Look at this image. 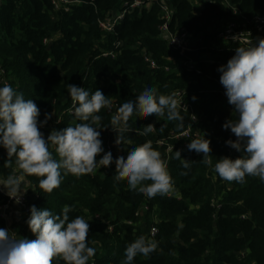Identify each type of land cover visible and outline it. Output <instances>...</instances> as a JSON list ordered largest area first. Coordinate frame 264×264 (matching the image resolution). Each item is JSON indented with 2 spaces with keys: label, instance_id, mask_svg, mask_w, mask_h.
<instances>
[{
  "label": "trees",
  "instance_id": "1",
  "mask_svg": "<svg viewBox=\"0 0 264 264\" xmlns=\"http://www.w3.org/2000/svg\"><path fill=\"white\" fill-rule=\"evenodd\" d=\"M79 1L69 11H55L52 0H4L0 4V82L10 84L25 99L34 101L40 109L38 122L45 120V113L54 114L40 127L45 139L53 129L62 130L81 122L68 111L72 106L68 84L85 88L90 94L99 89L119 106L135 100L146 87H156L159 94L185 89L186 99L199 118L197 124L211 134L213 163H201L202 154L195 155L194 150L171 140L176 143L175 151L181 152V159L193 161L189 169H184L174 151L168 162L173 187L181 198L169 193L148 197L130 191L126 180L115 179V159H126L132 148L151 141L167 160L166 149L157 141L167 138L171 130H184L191 122L190 112L183 110L182 127L166 115L140 118L134 114L129 120L132 131L125 133L131 143L114 148L113 163L107 170L80 178L63 176L60 187L51 193L40 189L41 178L26 177L36 193L31 206L60 215L63 206L69 205L73 207L70 220L82 216L89 221L88 243L96 248V254L88 264H122L126 247L142 235L158 246L148 257L137 255L132 264H264V182L258 177H246L244 184L227 182L214 171L221 157L234 160L243 155L226 144L236 138L223 124L230 119L235 121L238 115L228 103L218 71L235 55L236 47L243 46L219 37L220 22L233 12L221 0L207 3L200 15L195 14L191 0H161L175 12L172 29L177 22L196 41L194 51L181 52L171 47L159 29V4L149 11L137 10L127 15L116 33H107L100 27L99 19L117 10L124 0ZM231 2L248 18L264 11V0ZM119 41L122 46H117ZM143 50L152 54L157 69L149 67ZM111 51L115 57L104 55ZM205 54L209 60H205ZM189 60L197 62L201 74L187 69L184 62ZM98 115L102 117V127H107L100 130L106 152V142L115 141L116 133L110 127L112 115L107 109ZM151 123L155 124L156 133L138 134ZM53 155L56 156L54 149ZM6 159L7 150L0 145L1 178L15 169L14 160L12 168L4 166ZM8 200L6 193L0 191V205ZM29 216L23 219L21 238L34 240L36 236L26 222ZM141 217L145 218L143 223ZM105 222H109L111 230L104 228ZM153 226L158 228L154 239L150 236ZM0 227L7 228L1 216ZM52 264L64 261L55 258Z\"/></svg>",
  "mask_w": 264,
  "mask_h": 264
},
{
  "label": "clouds",
  "instance_id": "2",
  "mask_svg": "<svg viewBox=\"0 0 264 264\" xmlns=\"http://www.w3.org/2000/svg\"><path fill=\"white\" fill-rule=\"evenodd\" d=\"M245 44L236 47L235 55L218 68L228 103L238 115L235 121L230 119L223 124L236 138L227 140L226 144L243 155L234 160L221 157L214 171L222 180L239 184L246 183V177H258L264 182V38ZM67 89L72 102L68 111L81 122L62 130L53 129L45 139L40 127L54 114L45 113V120L38 122L40 109L32 99H25L23 93L8 83L0 87V145L7 150L4 166L12 168L13 160L15 163L14 171L0 178V186L17 204L26 191L24 185L28 176L41 178L40 189L51 193L60 187L63 176L94 175L102 166L107 168L113 163L112 153H105L102 146L100 130L107 127H102V117L98 115L102 109L111 110L113 101L99 89L91 94L74 84H68ZM182 105L176 92L159 94L156 87H146L135 100L120 105L111 117L115 144L131 143L125 133L132 131L129 120L134 114L140 118L166 115L169 121H179L182 127L181 108L187 110ZM156 131L155 125L149 124L138 134L147 136ZM187 147L189 151L202 154L201 163L212 165L211 141L205 135L192 139ZM175 159L181 160L184 169H189L193 162L181 159L179 150L175 151ZM114 162L115 179L126 180L130 191L155 197L165 196L172 190L168 161L151 141L132 148L126 159L120 156ZM146 181L151 183H144ZM72 211L73 207L64 205L62 213L54 215L47 208L31 206L26 222L36 236L34 240L17 238L15 232L0 227V264H52L55 258L62 259L64 264H88L96 254V248L88 243L90 224L82 216L70 220ZM157 246L156 241L139 236L126 247L122 264H132L137 255L148 257Z\"/></svg>",
  "mask_w": 264,
  "mask_h": 264
},
{
  "label": "built area",
  "instance_id": "3",
  "mask_svg": "<svg viewBox=\"0 0 264 264\" xmlns=\"http://www.w3.org/2000/svg\"><path fill=\"white\" fill-rule=\"evenodd\" d=\"M222 4L233 12L231 17H226L220 22L219 28V37L223 41L227 43H233L238 45L246 46L245 42L251 40L253 43L257 41V38H264V11L260 14L255 15L253 18H248L242 14L240 9L235 6L231 0H221ZM79 0H52V4L55 11L71 10V7L74 3H79ZM193 5L195 6V14L200 15L205 8L207 3H215L216 0H191ZM4 0H0V4H3ZM155 4L160 5V17L162 19V23L159 26V29L162 35L166 38L168 37V41L171 47L175 50H179L181 52H192L195 50L196 41L194 39L193 34H191L187 29L178 27V23L175 22L174 28L172 29L171 23L174 17V10L171 6L164 1L161 0H124L120 7L117 10L112 11L104 18L99 19V25L107 33H116L117 26L121 24L127 15L134 13L135 11H139L142 13L143 11H149L152 6ZM236 36V37H235ZM235 37V38H233ZM175 41L173 42V40ZM48 43V40H46ZM117 46H122V41H119ZM104 55H112L115 57V53L113 51L109 53H104ZM143 56L147 64L151 69H157L158 64L153 58L152 54L143 50ZM209 55L205 54V60H209ZM184 65L187 67L189 71H196L197 74H201V70L197 67V62L193 60H189L184 62ZM225 65V64H223ZM169 70V67L166 68ZM178 96L181 98L183 105L187 108L183 107L181 110L185 112H190L191 122L187 125V127L182 131L171 130L169 132V136L167 138H161L157 141V145L160 147H164L166 149L167 161L169 162L172 158V155L175 151L176 143H172L171 140L180 143L184 149H188V144L192 139L202 137L205 135L206 139L211 141V134L205 133L201 129V127L197 124L199 122V118L194 112L193 106L190 102L187 101L186 90L185 89H177L175 91ZM225 94V91H224ZM113 101V106L111 110L107 109L108 113L112 116L116 114L119 104L115 99H111ZM71 108V107H70ZM60 121V120H59ZM155 125L154 123H151ZM156 127V126H155ZM112 132H114L112 130ZM156 133V132H155ZM106 152H113L114 148L118 145L115 144V141H107L106 142ZM120 146V145H119ZM234 151V149H233ZM231 151V153L233 152ZM105 152V153H106ZM120 152V150H119ZM195 155H199L195 152ZM105 167H101L97 172L102 170H107ZM1 178V177H0ZM0 191L4 192L2 186H0ZM169 195H174L178 198H181L180 193H178L175 187H172V190L169 192ZM14 199L9 198V200L0 205V216L6 221L7 229L16 233L17 238H21V235L14 229H12L8 225V217H7V207ZM23 213L26 216L30 215L31 203L26 197H21V202L18 204ZM220 206V205H219ZM148 210V207L145 208V211ZM143 212H139V216H142ZM158 234V228L153 226L150 231L151 238H155Z\"/></svg>",
  "mask_w": 264,
  "mask_h": 264
},
{
  "label": "crops",
  "instance_id": "4",
  "mask_svg": "<svg viewBox=\"0 0 264 264\" xmlns=\"http://www.w3.org/2000/svg\"><path fill=\"white\" fill-rule=\"evenodd\" d=\"M1 83V82H0ZM25 192L21 194V197H26L28 200H32L35 196L34 187L27 181L24 185ZM6 193V190H4ZM7 217H8V225L16 230L22 236V226H23V219L25 217L21 207L15 202L12 201L7 207Z\"/></svg>",
  "mask_w": 264,
  "mask_h": 264
},
{
  "label": "rangeland",
  "instance_id": "5",
  "mask_svg": "<svg viewBox=\"0 0 264 264\" xmlns=\"http://www.w3.org/2000/svg\"><path fill=\"white\" fill-rule=\"evenodd\" d=\"M4 85V84H3ZM3 85H1V83H0V87H3ZM100 172V171H99ZM97 173V172H96ZM25 215V214H24ZM143 217H141V219H142ZM155 218V217H154ZM151 219H153V218H151ZM145 221V218H143V221H142V223ZM155 221H157V218H155ZM104 228L106 229V230H111L112 229V226L109 224V222H105L104 223Z\"/></svg>",
  "mask_w": 264,
  "mask_h": 264
},
{
  "label": "water",
  "instance_id": "6",
  "mask_svg": "<svg viewBox=\"0 0 264 264\" xmlns=\"http://www.w3.org/2000/svg\"><path fill=\"white\" fill-rule=\"evenodd\" d=\"M166 39H168V37H166ZM51 46V44L49 45V47ZM31 200V199H30Z\"/></svg>",
  "mask_w": 264,
  "mask_h": 264
}]
</instances>
